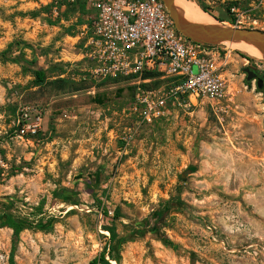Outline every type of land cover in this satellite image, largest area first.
<instances>
[{
    "label": "rangeland",
    "instance_id": "rangeland-1",
    "mask_svg": "<svg viewBox=\"0 0 264 264\" xmlns=\"http://www.w3.org/2000/svg\"><path fill=\"white\" fill-rule=\"evenodd\" d=\"M28 1L0 0V264H90L110 247L112 264H264V92L243 81L248 52L214 45L231 100L146 123L129 115L127 82L61 60L55 38L78 31L81 3L66 26L43 0L15 9ZM193 1L216 21L264 29V0ZM248 55L264 72V58ZM20 104L46 112L32 140L11 129ZM167 208L161 232L144 228ZM116 214L127 227L111 240ZM8 217L23 225L13 263Z\"/></svg>",
    "mask_w": 264,
    "mask_h": 264
},
{
    "label": "built area",
    "instance_id": "built-area-1",
    "mask_svg": "<svg viewBox=\"0 0 264 264\" xmlns=\"http://www.w3.org/2000/svg\"><path fill=\"white\" fill-rule=\"evenodd\" d=\"M53 10L84 4L95 10L87 40L88 57L97 79L121 78L135 87L129 115L153 123L169 118L177 106L231 100L214 45L188 40L175 28L162 0H51ZM150 75L145 77V74ZM160 81L157 87H145ZM45 110L20 104L11 129L32 140L43 129Z\"/></svg>",
    "mask_w": 264,
    "mask_h": 264
},
{
    "label": "water",
    "instance_id": "water-1",
    "mask_svg": "<svg viewBox=\"0 0 264 264\" xmlns=\"http://www.w3.org/2000/svg\"><path fill=\"white\" fill-rule=\"evenodd\" d=\"M162 1L168 9L175 28L188 40L206 45L246 43L256 48L264 57V29L242 27L220 21L216 23L195 22L185 16L178 7L176 0ZM203 11L210 14L207 10L203 9ZM219 17L224 21L230 19L229 13L222 9L219 10ZM247 78L250 80L253 79L254 76L250 74ZM259 84L261 87V83Z\"/></svg>",
    "mask_w": 264,
    "mask_h": 264
},
{
    "label": "trees",
    "instance_id": "trees-1",
    "mask_svg": "<svg viewBox=\"0 0 264 264\" xmlns=\"http://www.w3.org/2000/svg\"><path fill=\"white\" fill-rule=\"evenodd\" d=\"M81 5L84 8L83 4H81ZM203 9L206 10L205 8H203ZM219 20H221V19H219ZM231 24L234 25V22H231ZM239 53L243 57H250L248 55V53L246 54V52H239ZM150 75H154V74L147 73V74H145V77L150 76ZM35 77H36L35 82H36L37 85H41L42 86V85H44L46 83V71L43 68H37L35 70ZM115 80L120 81L121 78H118V79H115ZM160 83L161 82L157 80V81H154L151 84H144V86L145 87H157V86L160 85ZM129 87L132 90H134V92H135V87L134 86H129ZM34 105L40 106L39 104H34ZM181 203L182 202L179 201V200H171L169 202V208H178ZM169 208H167L166 210H164V211H162V212H160L158 214V216H157V218H156V220H155L153 225H150L151 224L150 220H148V219L147 220L146 219L143 220V221H146L144 228L148 229V230H150L152 232H161V228H162V225H164V223H165ZM99 209H102L104 215L106 217H109L108 210L102 208L101 206H99ZM118 217L119 216L116 214L115 216L112 217L113 224L104 226L105 229L108 230L111 233V240H114L117 237V235H118L117 234V225L118 224H120L123 228L127 227V224H124L121 220H119ZM3 225H6V226H8V227L13 229V244H12V250H11V261L13 263L16 246H17V243H18V240H19L20 233L23 230V225L20 222H18L17 220H15L14 218H12V217H8L3 222ZM160 239L162 240V242L164 244H166L168 246H171V247L175 246V243L169 237L165 236L163 233H160ZM107 253H109L111 258L113 257L112 248L110 247L109 251L105 250L99 256H96L95 258H93L91 260L90 264H112V262L106 257Z\"/></svg>",
    "mask_w": 264,
    "mask_h": 264
},
{
    "label": "crops",
    "instance_id": "crops-1",
    "mask_svg": "<svg viewBox=\"0 0 264 264\" xmlns=\"http://www.w3.org/2000/svg\"><path fill=\"white\" fill-rule=\"evenodd\" d=\"M19 0H15V2L17 3ZM44 3L48 4L52 9H53V3H51V0H43ZM37 4L39 5V3L35 0H29L26 4H21V6L15 8V9H20L21 7L27 8L28 5L27 4ZM84 11H85V20L84 22L81 23V25H79L78 31H75V34H69L67 32H62L61 34L59 33V36L55 38L56 42L62 46L61 49V60L63 59H69L72 60L73 62H82L83 60H85L84 64H86V62H89V57H88V49H87V40L88 37L91 34V29L88 31V29H86L87 26L91 27L92 25V21H93V16L95 14V10L90 9L88 7H86L84 4ZM35 9V7L33 8ZM69 8L68 6L66 7H61L59 12H61V23H65L66 26H69V24L71 23L70 20L66 19L65 17H63L64 13L69 14L70 11H68ZM58 12V13H59ZM56 13V14H58ZM33 22H36V20H33ZM46 26V24H45ZM48 28V27H47ZM52 28L54 27H49L50 30V34L49 36L53 35L51 33ZM57 28V27H56ZM59 29H61V27H59ZM55 33V32H54ZM221 65L223 63H220Z\"/></svg>",
    "mask_w": 264,
    "mask_h": 264
},
{
    "label": "bare ground",
    "instance_id": "bare-ground-1",
    "mask_svg": "<svg viewBox=\"0 0 264 264\" xmlns=\"http://www.w3.org/2000/svg\"><path fill=\"white\" fill-rule=\"evenodd\" d=\"M176 3L178 7L182 10V12L185 14V16L195 22H201V23H216L217 21L215 19H212L209 17V15L203 11L202 8L197 6L193 0H176ZM213 17V16H212ZM236 46H239L243 49H245L251 56H261L263 55L254 47L246 44V43H233Z\"/></svg>",
    "mask_w": 264,
    "mask_h": 264
},
{
    "label": "flooded vegetation",
    "instance_id": "flooded-vegetation-1",
    "mask_svg": "<svg viewBox=\"0 0 264 264\" xmlns=\"http://www.w3.org/2000/svg\"><path fill=\"white\" fill-rule=\"evenodd\" d=\"M206 10L209 12V9ZM242 61V71L245 74V78L243 79L244 83L254 82L256 86L255 89L259 90L260 92H264V72L259 69V65L254 63L250 57L243 58ZM250 74L253 75L254 78L248 80L247 77ZM259 83H261V87Z\"/></svg>",
    "mask_w": 264,
    "mask_h": 264
}]
</instances>
